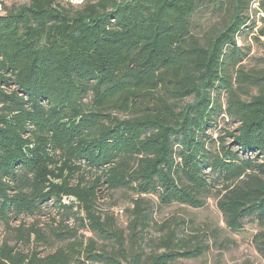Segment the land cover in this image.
I'll use <instances>...</instances> for the list:
<instances>
[{
    "label": "trees",
    "instance_id": "1",
    "mask_svg": "<svg viewBox=\"0 0 264 264\" xmlns=\"http://www.w3.org/2000/svg\"><path fill=\"white\" fill-rule=\"evenodd\" d=\"M19 1L0 14V221L49 252L1 238L0 264H173L207 250L168 228L166 252L128 254L98 210L102 184L137 196L131 232L149 214L145 196L194 209L215 196L227 230L264 226V60L246 67L237 44L256 27L252 11L264 38V0ZM201 10L215 20L198 24ZM221 115L236 127L214 137ZM46 210L60 221L11 225ZM255 239L264 260V232Z\"/></svg>",
    "mask_w": 264,
    "mask_h": 264
},
{
    "label": "rangeland",
    "instance_id": "2",
    "mask_svg": "<svg viewBox=\"0 0 264 264\" xmlns=\"http://www.w3.org/2000/svg\"><path fill=\"white\" fill-rule=\"evenodd\" d=\"M24 1H19L18 4ZM250 14L256 27L260 26L255 12L252 11ZM213 16L209 11L201 10L196 15V21L202 26H207L208 21L215 20ZM256 27L252 31L243 32L242 37L237 41V44L242 45L248 52V58L245 60L246 67L254 66L264 60V38L255 39ZM118 116L119 118L125 117L121 113ZM235 127L236 124L229 122L227 119H222L221 115L216 126L210 128L208 133L215 137L223 135L224 131H232ZM226 140H229V138ZM82 173L85 179L92 178L95 175L86 167L82 168ZM76 178L75 176V180ZM98 193V210L102 217L107 214L111 215L114 218L116 227L123 231L124 247L128 254L140 251L143 255L142 258L146 260V257L151 254L166 252V248L161 245V239L164 238L168 228H173L176 230L177 238L186 241L189 245L207 246V250L201 256L190 259L180 258L173 264H264V260L257 250V240L255 239L259 232H264V226L260 227L251 219H246L241 230H227L221 213L216 208L215 196L209 197L206 206L198 209L176 204L157 208L155 197L145 196L144 198L150 206L149 214L147 219L142 224L137 225L136 229L131 232L127 228L130 220L128 210L132 207L131 200L137 196L126 189L107 190L104 184L99 187ZM44 213V215L36 218L18 217L11 222V225L23 224L27 227L32 223H37V226L46 229L52 224V217L55 218L56 222L61 219L54 211L46 210ZM71 222L72 220L66 221L69 224ZM79 233L84 234L85 237L93 238L98 245L111 243L98 239L92 233L83 229H80ZM1 238L8 239L10 245L16 246L17 249L23 252L34 250L38 253V256H43L49 252L40 244L24 245L21 241H16L15 234L0 221Z\"/></svg>",
    "mask_w": 264,
    "mask_h": 264
},
{
    "label": "bare ground",
    "instance_id": "3",
    "mask_svg": "<svg viewBox=\"0 0 264 264\" xmlns=\"http://www.w3.org/2000/svg\"><path fill=\"white\" fill-rule=\"evenodd\" d=\"M86 1L88 0H64L65 3H68L72 6H80V5H83ZM0 6H2V0H0Z\"/></svg>",
    "mask_w": 264,
    "mask_h": 264
},
{
    "label": "built area",
    "instance_id": "4",
    "mask_svg": "<svg viewBox=\"0 0 264 264\" xmlns=\"http://www.w3.org/2000/svg\"><path fill=\"white\" fill-rule=\"evenodd\" d=\"M9 0H2V6H0V14L3 13L4 11V5L8 2ZM64 2V0H62ZM75 1V0H74Z\"/></svg>",
    "mask_w": 264,
    "mask_h": 264
}]
</instances>
